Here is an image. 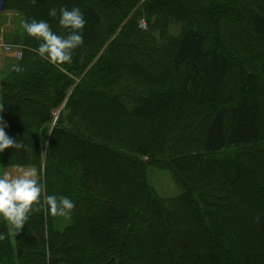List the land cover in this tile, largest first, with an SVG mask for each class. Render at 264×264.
<instances>
[{
  "label": "trees",
  "instance_id": "16d2710c",
  "mask_svg": "<svg viewBox=\"0 0 264 264\" xmlns=\"http://www.w3.org/2000/svg\"><path fill=\"white\" fill-rule=\"evenodd\" d=\"M74 6L88 23L70 64L16 33L0 103L23 147L0 171L34 167L75 207L53 217L42 197L16 237L0 218V264H264V0H0L58 35L49 10Z\"/></svg>",
  "mask_w": 264,
  "mask_h": 264
},
{
  "label": "clouds",
  "instance_id": "9594fccd",
  "mask_svg": "<svg viewBox=\"0 0 264 264\" xmlns=\"http://www.w3.org/2000/svg\"><path fill=\"white\" fill-rule=\"evenodd\" d=\"M35 4L36 0H32ZM59 15V25L66 30V35H58L54 32L47 21L32 19L31 22L23 21L22 27L25 32L38 40L39 47L36 54L55 65L72 63L73 52L84 44V29L87 20L79 7H60L49 10V16L55 18ZM17 72L21 67H15ZM4 104L0 103V153L5 149L20 150L23 146L20 142L9 136L6 132L8 127L2 113ZM46 185L41 182L37 171L33 168H22L16 172L8 170L0 171V218L7 225L8 235H16L25 227L31 213L39 211L36 205H40L41 198L47 207L48 213L53 216H66L74 209L75 204L67 196L45 195ZM5 235L0 233V240Z\"/></svg>",
  "mask_w": 264,
  "mask_h": 264
},
{
  "label": "rangeland",
  "instance_id": "374dc122",
  "mask_svg": "<svg viewBox=\"0 0 264 264\" xmlns=\"http://www.w3.org/2000/svg\"><path fill=\"white\" fill-rule=\"evenodd\" d=\"M188 8L192 9V4H188ZM15 21L17 23V26L19 28V32L22 30V22L24 21V17L22 14L19 13V16L15 18ZM145 24V26H142L141 24ZM139 26L142 29L148 28V22L145 17H141L139 20ZM181 32V25L176 21L171 22L170 24V33L172 36H177ZM15 33V32H14ZM109 42V40H108ZM12 58L6 57L3 54H0V70L6 69L11 64ZM22 168H33L34 167H2V170H8L11 172H16ZM37 171V170H36ZM148 175L151 185H153L158 193L164 197L165 199H175L178 197V195L181 192V188L178 184V182L175 180V178L172 175V172L167 168H160L154 165L148 166Z\"/></svg>",
  "mask_w": 264,
  "mask_h": 264
},
{
  "label": "crops",
  "instance_id": "0c3cea01",
  "mask_svg": "<svg viewBox=\"0 0 264 264\" xmlns=\"http://www.w3.org/2000/svg\"><path fill=\"white\" fill-rule=\"evenodd\" d=\"M0 15L2 16V20L0 21V33H2L7 40L15 42V36L19 30L15 18L19 16V12L16 10L5 11L0 7ZM0 54L5 55L7 58H14L12 55L5 53L2 49H0Z\"/></svg>",
  "mask_w": 264,
  "mask_h": 264
},
{
  "label": "built area",
  "instance_id": "2783aa9c",
  "mask_svg": "<svg viewBox=\"0 0 264 264\" xmlns=\"http://www.w3.org/2000/svg\"><path fill=\"white\" fill-rule=\"evenodd\" d=\"M141 25L145 26L143 23ZM0 49H2L5 53L12 55L16 59H21L23 56L24 46L20 43L6 40L4 35L0 33Z\"/></svg>",
  "mask_w": 264,
  "mask_h": 264
},
{
  "label": "water",
  "instance_id": "95a60500",
  "mask_svg": "<svg viewBox=\"0 0 264 264\" xmlns=\"http://www.w3.org/2000/svg\"><path fill=\"white\" fill-rule=\"evenodd\" d=\"M59 112V110L57 111V113Z\"/></svg>",
  "mask_w": 264,
  "mask_h": 264
}]
</instances>
